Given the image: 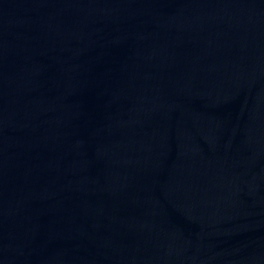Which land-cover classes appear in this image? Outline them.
Masks as SVG:
<instances>
[{"label":"water","instance_id":"water-1","mask_svg":"<svg viewBox=\"0 0 264 264\" xmlns=\"http://www.w3.org/2000/svg\"><path fill=\"white\" fill-rule=\"evenodd\" d=\"M0 264H264V0H0Z\"/></svg>","mask_w":264,"mask_h":264}]
</instances>
